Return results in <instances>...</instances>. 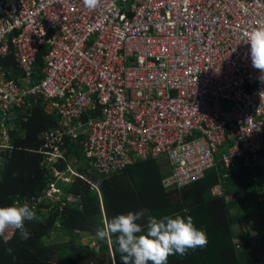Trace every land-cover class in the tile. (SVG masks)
Returning <instances> with one entry per match:
<instances>
[{
    "label": "built area",
    "instance_id": "obj_1",
    "mask_svg": "<svg viewBox=\"0 0 264 264\" xmlns=\"http://www.w3.org/2000/svg\"><path fill=\"white\" fill-rule=\"evenodd\" d=\"M261 26L264 0H0V58L12 52L22 72L0 68V151L12 148L15 111L41 97L59 116L40 150L47 163L72 138L103 176L164 157L166 189L200 177L224 144L226 172L248 168L264 149V81L247 42ZM56 188L31 201H54Z\"/></svg>",
    "mask_w": 264,
    "mask_h": 264
},
{
    "label": "trees",
    "instance_id": "obj_2",
    "mask_svg": "<svg viewBox=\"0 0 264 264\" xmlns=\"http://www.w3.org/2000/svg\"><path fill=\"white\" fill-rule=\"evenodd\" d=\"M46 51L42 46L36 57L38 71ZM0 68L10 78L21 77L12 52L0 58ZM28 104L15 111L9 130L12 148L0 151V206L28 203L38 220L25 221L27 239L12 228L0 234V264H123L113 243L98 240L95 232L105 219L140 210H146L141 224L148 215L191 216L196 228L206 234L205 246L189 249L184 256L170 255L167 264H264V182H260L264 149L253 165L228 173L220 161L230 145L224 144L214 155L215 164L200 177L166 189L162 179L170 167L164 158V162L136 158L100 176L79 140L67 138L66 158L47 163L40 150L46 132L58 126L59 116L41 97L29 98ZM69 167L75 168V175ZM53 168L72 180L58 179ZM51 183L60 190L54 201L45 198L34 205L31 200L44 195ZM214 185L216 192L210 189ZM54 236L57 242L51 240Z\"/></svg>",
    "mask_w": 264,
    "mask_h": 264
},
{
    "label": "clouds",
    "instance_id": "obj_3",
    "mask_svg": "<svg viewBox=\"0 0 264 264\" xmlns=\"http://www.w3.org/2000/svg\"><path fill=\"white\" fill-rule=\"evenodd\" d=\"M98 2L84 0L89 8L95 7ZM3 35L4 32L0 30V38ZM247 42L250 44L252 67L260 71L261 80L264 81V26L247 33ZM145 212L119 214L111 220L105 219L102 226L96 229V238L113 243L115 250L121 254L123 264H167L170 255L184 256L189 249L207 244L206 234L196 228L191 216L157 218L148 215L141 224ZM36 220V212L28 203L0 206V234L12 228L19 230L21 237L27 239L30 234L25 228V221ZM91 244L94 246L93 240Z\"/></svg>",
    "mask_w": 264,
    "mask_h": 264
},
{
    "label": "crops",
    "instance_id": "obj_4",
    "mask_svg": "<svg viewBox=\"0 0 264 264\" xmlns=\"http://www.w3.org/2000/svg\"><path fill=\"white\" fill-rule=\"evenodd\" d=\"M17 70H18V72H19V76L18 77H20L21 75H22V72L20 71V69H18L17 68ZM7 73V72H6ZM37 77V76H36ZM35 77V78H36ZM10 78V77H9ZM14 79V78H13ZM16 80V79H15ZM14 115H15V113H14ZM15 118V117H14ZM162 158H164V157H159V158H157L158 160H160V161H162L163 159ZM165 159V158H164ZM163 161H165V160H163ZM210 189H212V188H210Z\"/></svg>",
    "mask_w": 264,
    "mask_h": 264
},
{
    "label": "rangeland",
    "instance_id": "obj_5",
    "mask_svg": "<svg viewBox=\"0 0 264 264\" xmlns=\"http://www.w3.org/2000/svg\"><path fill=\"white\" fill-rule=\"evenodd\" d=\"M162 162H164V161L162 160ZM260 182L263 183L264 180L261 178V181H260ZM54 191H58V189L56 188V189H54ZM54 235H57V234H54ZM253 236H254V235H253ZM51 240H52L53 242H57V241H54V240H57V237L54 236ZM59 242H61V241H59Z\"/></svg>",
    "mask_w": 264,
    "mask_h": 264
},
{
    "label": "bare ground",
    "instance_id": "obj_6",
    "mask_svg": "<svg viewBox=\"0 0 264 264\" xmlns=\"http://www.w3.org/2000/svg\"><path fill=\"white\" fill-rule=\"evenodd\" d=\"M40 53V52H39Z\"/></svg>",
    "mask_w": 264,
    "mask_h": 264
}]
</instances>
